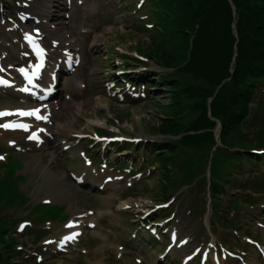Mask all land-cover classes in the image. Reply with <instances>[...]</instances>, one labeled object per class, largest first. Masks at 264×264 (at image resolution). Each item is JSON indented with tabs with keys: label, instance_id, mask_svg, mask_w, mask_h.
Listing matches in <instances>:
<instances>
[{
	"label": "rangeland",
	"instance_id": "374dc122",
	"mask_svg": "<svg viewBox=\"0 0 264 264\" xmlns=\"http://www.w3.org/2000/svg\"><path fill=\"white\" fill-rule=\"evenodd\" d=\"M40 2L41 0H36L32 4L38 6ZM178 3L179 2H176V5ZM174 5H172V7H174ZM152 13L156 15L155 11H153ZM160 24L161 23L159 22V20H156L155 26L159 27ZM170 28L173 36V41L175 43H171L168 36L164 34V32H160L159 41L156 43V46L159 50L155 51V53L150 52L151 55H155V57L157 58V62L164 67H169V63H172L173 67L182 64L185 60L186 51L188 49L189 41L187 34L174 22L170 23ZM14 37H19V35L15 32H8L6 35L0 36V40L3 41V43L0 44V50L3 51L6 48V44H12ZM121 37L123 38L124 42H127L130 46V48H126L127 52H133V47L138 46V43L140 41L150 40V38L143 39L132 34H121ZM122 46L123 45H121V47ZM115 57L117 56L113 54V58ZM130 63L133 68L141 70L140 74H142L144 70H147L148 72L152 70V75L148 76V79L150 81H155V71H159L156 67L154 68V66H148L146 69H144L141 66L139 67L136 62L130 61ZM84 69L85 68L81 69L80 73H78L76 76H84ZM165 69L166 68H164V70ZM172 69L173 68H169V71H171ZM174 83L175 82L165 83L168 86H162L159 84L156 88H152L153 90L147 91V93L149 94L148 100L138 106L131 107V112L127 113L125 116H122V118H120V121L114 120L115 117H117L118 113H110L108 111L98 110L94 114V116H91L90 118H86L84 120L83 127L91 129L93 126V120L95 119L99 120L97 123L101 128H106L108 130L106 134H113L114 132L110 131L112 129L116 132H123L125 134L136 137L143 136L144 139L157 142H162L168 140L169 138L179 137L188 140L190 136H193L189 134L190 131H188V129L192 128L191 125L196 119L195 115H193L192 111L189 109L191 108V105L193 108L194 103V106H198L199 103L202 105L204 101L210 98V96H207V92L204 90L195 92L188 90L183 91L182 88H178L177 90H166V87H171V85H173ZM195 112L198 113L196 110ZM189 140L193 146L196 145L198 147H201L203 143V141H198L197 138ZM156 147H158L157 144ZM112 155H114V152ZM132 155L133 152L128 153L127 155H122L119 159L120 161L118 162V164H125L127 159L132 157ZM150 157L151 154H149L144 160H142V162L138 166L143 174L136 175L134 179L129 178V181H131L133 184L132 187H128L127 190L130 194H137V198L141 199L142 202L146 203L147 205L153 206V201H163L161 194L157 193V191L153 189V187L155 186H159L160 189L163 183L161 182V178H163V175L160 174V167L155 169L153 167L149 169L145 168L146 165H152V163L147 161V159H149ZM167 160L168 159H166V161ZM23 161L24 163L29 162L27 158H24ZM9 164L10 162L2 164L3 174L0 173V176L2 177L5 175V179H0V198L5 196V194L7 193L9 205H11L13 209H15L14 214L11 215L8 219L10 221L16 219L17 221V224L12 231H16L18 225V232L16 231L13 234L16 243H18L16 247H22L18 249V251L20 252L17 253V261H20V264H34L38 263L36 257L40 256L42 259H44L42 261L43 264H79L77 258L73 259V261L69 263L68 260H70V258H68L67 256L70 255L74 248H76L77 251L83 246L82 244L83 242H85L84 236L78 239L79 243H77V241L73 240L72 238V240L66 243V245H61V240L63 239L60 235V240L55 243L54 247L44 250V247L42 245L43 241L41 239L43 237L48 236L53 237L52 239H54L55 236H58L60 233H62L61 228L62 224L64 223L63 221L61 222L58 220H49L45 224H41L39 226H34L31 222H20L21 220L26 219V213H22L20 210H18L21 208H25V212H31V217L33 218L40 216H42L43 218L48 217L47 215L51 208H58L60 210V212L57 210L59 215H55V217L52 218L61 219L66 214L68 207L61 204L43 205L34 203L36 199L34 190L39 181L31 182L33 176L27 173L25 169L20 171L22 169L20 165L10 167ZM2 165H0V167ZM25 180L26 183H24ZM6 183L8 185V188L6 187ZM20 186L22 192L24 190L33 200L26 199L23 195L24 192L22 194H19ZM124 189L125 188H122L121 191H123ZM242 191L243 190H240V192ZM141 196L143 197L140 198ZM165 201H167L166 204H169V208L177 203L175 212L173 214H162L163 210H159L155 215L161 217L160 219H164L168 215H171V218L168 220V223L170 224L168 226V229L170 230V232L175 234L176 237L180 235V237L185 236L184 239H190V243L181 248L183 251V255L191 251V249L195 245L201 244L198 241L201 238L205 243L213 238H216L214 239L216 242H223L224 237L221 236L222 238H220L214 236L213 228L216 227V224L212 220V217L209 215H205L203 218H201V220H195L192 214L194 213L193 206L186 198L183 197L182 194H180L179 192L173 194L172 191H170L169 194L166 195V199H164V202ZM28 204L30 205L29 207H27ZM169 208H167L166 210H168ZM189 210L191 211V213H189ZM31 229H36L37 231L40 229L42 230L39 238L31 237V234L34 233L31 231ZM260 230L263 231V234L261 235V237H259V239L262 241V243H264V228H260ZM219 233L221 235H224L225 230H219ZM237 237L239 236H236V238ZM72 241L73 245L75 246L71 247L68 253H64L63 249H69ZM235 241L244 242L240 237L237 240L235 239ZM78 244H81V246H79ZM248 254V257L251 258V253ZM52 260L55 261L51 262ZM182 260L187 264H192V261H187L184 258H182ZM84 263L89 264L88 262ZM107 264L111 263L108 262ZM178 264H181V259L178 260Z\"/></svg>",
	"mask_w": 264,
	"mask_h": 264
},
{
	"label": "trees",
	"instance_id": "16d2710c",
	"mask_svg": "<svg viewBox=\"0 0 264 264\" xmlns=\"http://www.w3.org/2000/svg\"><path fill=\"white\" fill-rule=\"evenodd\" d=\"M178 2L183 27L196 32L193 74L213 97L212 114L225 121L231 135L247 115L254 82L264 79V0ZM239 138L230 142L252 144L247 136Z\"/></svg>",
	"mask_w": 264,
	"mask_h": 264
},
{
	"label": "bare ground",
	"instance_id": "6f19581e",
	"mask_svg": "<svg viewBox=\"0 0 264 264\" xmlns=\"http://www.w3.org/2000/svg\"><path fill=\"white\" fill-rule=\"evenodd\" d=\"M26 170L28 172H31V173H35L37 172L34 168H32L31 164L28 162V166L26 167ZM49 175V173H47ZM50 176V175H49ZM37 191L39 193H41V199L42 201L45 200V201H48L50 200L51 202L52 201H61V200H66V197H65V192H62L60 191L58 188H56L54 185L50 188V184L49 182L47 181L46 177H42L40 182L37 184ZM82 213L81 211H75L74 213H72V216H74L75 214H80ZM73 222L71 224V227L70 229H68L70 232V235H73L75 234L76 232V222L77 221H74V218L71 219ZM66 230V229H64ZM77 230H79V228H77ZM66 236H69L68 233L66 234ZM66 240H68L65 236H63Z\"/></svg>",
	"mask_w": 264,
	"mask_h": 264
},
{
	"label": "snow or ice",
	"instance_id": "6c2138e0",
	"mask_svg": "<svg viewBox=\"0 0 264 264\" xmlns=\"http://www.w3.org/2000/svg\"><path fill=\"white\" fill-rule=\"evenodd\" d=\"M8 113H0V115H7ZM25 114H28V115H31L33 113H21V115H25ZM39 118V117H38ZM0 126H3V127H8V125H0ZM0 159H3V157H0Z\"/></svg>",
	"mask_w": 264,
	"mask_h": 264
}]
</instances>
